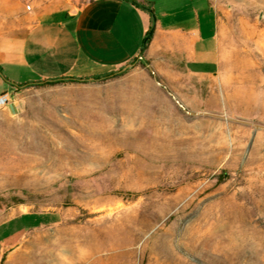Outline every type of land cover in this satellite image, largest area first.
I'll return each instance as SVG.
<instances>
[{"label":"rangeland","instance_id":"rangeland-1","mask_svg":"<svg viewBox=\"0 0 264 264\" xmlns=\"http://www.w3.org/2000/svg\"><path fill=\"white\" fill-rule=\"evenodd\" d=\"M212 1L219 76L142 58L0 108V220L59 221L18 264H264V0Z\"/></svg>","mask_w":264,"mask_h":264},{"label":"crops","instance_id":"crops-1","mask_svg":"<svg viewBox=\"0 0 264 264\" xmlns=\"http://www.w3.org/2000/svg\"><path fill=\"white\" fill-rule=\"evenodd\" d=\"M146 4L149 0H135ZM153 17L129 0H0V95L23 106L27 83L95 79L137 59L168 77L199 80L221 70L220 23L212 0H150ZM152 21L153 32L141 50ZM54 211L20 210L0 220V264H18L20 245ZM60 220V218H59Z\"/></svg>","mask_w":264,"mask_h":264},{"label":"trees","instance_id":"trees-1","mask_svg":"<svg viewBox=\"0 0 264 264\" xmlns=\"http://www.w3.org/2000/svg\"><path fill=\"white\" fill-rule=\"evenodd\" d=\"M129 1L134 3L135 5H137L138 7L146 10L149 13V15L151 16V19H152V17H153V9H152V7L150 5V2H148L146 4H142V3H139V2H137L135 0H129ZM152 32H153V25H152V21H151V24H150L149 28L146 31L143 43L141 45V50H144V48L147 46V43L149 42V40L151 38ZM119 72H121V71L117 70V71H114V72H111V73H107V74H104V75L96 76L94 78H103V77H107V76H112V75L118 74ZM65 80H79V78H76V77H56V78L44 79V80H40V81H34V82H31V83H27L26 86L34 85V84H41V83H49V84H51V83H55V82L65 81ZM15 200H16V202L20 201L19 198H16Z\"/></svg>","mask_w":264,"mask_h":264},{"label":"built area","instance_id":"built-area-1","mask_svg":"<svg viewBox=\"0 0 264 264\" xmlns=\"http://www.w3.org/2000/svg\"><path fill=\"white\" fill-rule=\"evenodd\" d=\"M7 100L8 98L6 94L0 95V108L6 105Z\"/></svg>","mask_w":264,"mask_h":264},{"label":"water","instance_id":"water-1","mask_svg":"<svg viewBox=\"0 0 264 264\" xmlns=\"http://www.w3.org/2000/svg\"><path fill=\"white\" fill-rule=\"evenodd\" d=\"M169 94L175 99V97L173 96V94L171 92H169ZM176 100V99H175ZM177 101V100H176ZM178 102V101H177Z\"/></svg>","mask_w":264,"mask_h":264},{"label":"bare ground","instance_id":"bare-ground-1","mask_svg":"<svg viewBox=\"0 0 264 264\" xmlns=\"http://www.w3.org/2000/svg\"><path fill=\"white\" fill-rule=\"evenodd\" d=\"M245 98V97H244Z\"/></svg>","mask_w":264,"mask_h":264}]
</instances>
